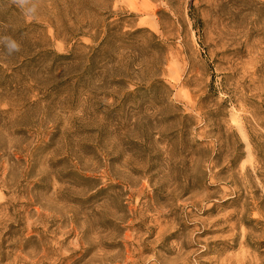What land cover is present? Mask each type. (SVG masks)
Returning a JSON list of instances; mask_svg holds the SVG:
<instances>
[{
  "label": "rangeland",
  "instance_id": "rangeland-1",
  "mask_svg": "<svg viewBox=\"0 0 264 264\" xmlns=\"http://www.w3.org/2000/svg\"><path fill=\"white\" fill-rule=\"evenodd\" d=\"M0 264H264V0H0Z\"/></svg>",
  "mask_w": 264,
  "mask_h": 264
}]
</instances>
